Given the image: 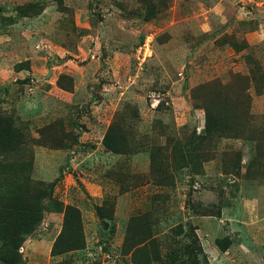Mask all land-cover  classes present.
<instances>
[{"label": "rangeland", "instance_id": "rangeland-1", "mask_svg": "<svg viewBox=\"0 0 264 264\" xmlns=\"http://www.w3.org/2000/svg\"><path fill=\"white\" fill-rule=\"evenodd\" d=\"M0 144V264H264V0H0Z\"/></svg>", "mask_w": 264, "mask_h": 264}, {"label": "trees", "instance_id": "trees-1", "mask_svg": "<svg viewBox=\"0 0 264 264\" xmlns=\"http://www.w3.org/2000/svg\"><path fill=\"white\" fill-rule=\"evenodd\" d=\"M215 118L211 115L209 109L206 111V117H205V134L203 138H205V135H208V133H211L215 131L213 129ZM239 123V122H238ZM221 128V129H220ZM222 131L226 130L223 124L218 128ZM237 130H240L239 124L236 126ZM227 131V130H226ZM225 131V132H226ZM104 145L113 153H125L128 152L130 147V140L126 134V132H123L117 124L111 125L103 139ZM1 145V144H0ZM20 201L22 202L20 206L21 211V217L19 221H16V232L18 233V236L16 238H11L13 243H9V248H6L8 251H12L15 247L17 248L19 243L23 240L22 234H28L30 233L37 223H39L43 218V213L45 211V206L43 204V198H41V194L37 195V198L35 199L34 203L32 204H26L24 203V197L22 196L20 198ZM66 214L64 218V226H63V234L58 238L56 243L53 246V253H61L66 250L74 249L76 247L81 246V243L79 240L77 241V237L74 236H68L66 235V232L68 229L71 230V232H79L82 224L80 219H77V216L75 217V208L71 206H66L65 208ZM6 228H12L13 225L6 224ZM7 239V238H6ZM217 243L221 247H226L225 244L222 243L221 240H217ZM16 245V246H15ZM143 251L140 254L135 257V264H154L156 258L152 256L150 253V250L148 251L146 248H143Z\"/></svg>", "mask_w": 264, "mask_h": 264}]
</instances>
